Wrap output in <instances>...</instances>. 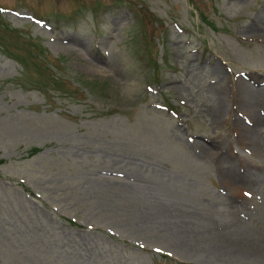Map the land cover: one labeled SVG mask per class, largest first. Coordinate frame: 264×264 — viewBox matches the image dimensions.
<instances>
[{
    "label": "rangeland",
    "instance_id": "obj_1",
    "mask_svg": "<svg viewBox=\"0 0 264 264\" xmlns=\"http://www.w3.org/2000/svg\"><path fill=\"white\" fill-rule=\"evenodd\" d=\"M262 87L264 0H0V264H264Z\"/></svg>",
    "mask_w": 264,
    "mask_h": 264
},
{
    "label": "bare ground",
    "instance_id": "obj_2",
    "mask_svg": "<svg viewBox=\"0 0 264 264\" xmlns=\"http://www.w3.org/2000/svg\"><path fill=\"white\" fill-rule=\"evenodd\" d=\"M260 89V88H259ZM261 89L264 90V87H262ZM246 90V89H245ZM251 92L254 91L253 88H251L250 90ZM262 93V92H261ZM261 93H259L260 96V100L262 102H264V95H262ZM254 98V97H253ZM252 102L250 103H246V108L248 110V112H246L247 115H249L250 120L252 121L251 124L246 125L243 124V128H240L242 133L244 135H247L249 137H251V141L255 143V146H261V144H264V130L261 131L259 125H261V121H262V116L259 115V113H257V111L251 110L252 109ZM255 104V103H254ZM241 105V104H240ZM242 107V106H241ZM222 108V110L219 112L221 113L222 111H224V107H220ZM244 108V107H243ZM254 108V107H253ZM256 108V107H255ZM264 115V114H263ZM263 125V124H262ZM262 128V127H261ZM248 137V139H249ZM246 138V137H245ZM256 148V147H255ZM246 194V193H245ZM239 207H235L234 208V214H239L240 215V211L238 209ZM233 214V215H234ZM243 216V215H242ZM241 216V217H242ZM210 216H208L209 218ZM234 218V217H233ZM238 218V216H237ZM235 219V218H234ZM238 220V219H236ZM235 220V221H236ZM243 219H240L238 222L236 223H232L234 226H238L240 228L235 229V235L237 234V231L240 230L239 232L244 231L246 232V235H244L243 238V243H245L247 246H244L246 248L250 247H257V250H260L259 252H264V241L260 240V241H256L258 239L259 235L255 234L256 231L251 230V228H249L248 226L246 227V225H244L243 223ZM231 222H232V218H231ZM230 222V225H232ZM211 223V222H210ZM215 222L212 221V223L210 224V227L207 228V233H199L195 230H192L191 228L188 227L187 224L183 223L182 225H177L176 226V230L173 232V234L176 236L177 240L182 244V243H186L188 245H191L193 243H195L196 241H204V242H211L212 249H217L219 251H225L228 250L227 248H231V246L234 244L232 241H228V243H225V241H221V234L220 232H218V226L214 224ZM217 224V223H216ZM232 225V226H233ZM226 227V226H225ZM224 231V230H223ZM233 231V230H232ZM229 234V233H228ZM238 235H240V233H238ZM229 237V235H228ZM231 237V236H230ZM227 238V237H225ZM238 238V237H237ZM235 239V238H234ZM207 240V241H206ZM242 240V239H241ZM238 241V240H237ZM203 242V243H204ZM185 244V245H186ZM235 245V244H234ZM187 246V245H186ZM237 249V245L234 246V251ZM238 251V250H237Z\"/></svg>",
    "mask_w": 264,
    "mask_h": 264
},
{
    "label": "trees",
    "instance_id": "obj_3",
    "mask_svg": "<svg viewBox=\"0 0 264 264\" xmlns=\"http://www.w3.org/2000/svg\"><path fill=\"white\" fill-rule=\"evenodd\" d=\"M39 150V148L38 147H36V146H32V147H30L29 148V153H34V152H36V151H38ZM2 161H5V159L4 158H0V162H2Z\"/></svg>",
    "mask_w": 264,
    "mask_h": 264
}]
</instances>
